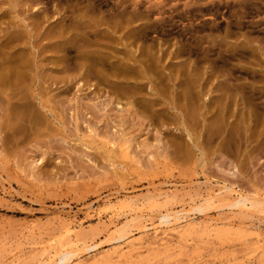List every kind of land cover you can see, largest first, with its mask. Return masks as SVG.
<instances>
[{
  "label": "rangeland",
  "instance_id": "1",
  "mask_svg": "<svg viewBox=\"0 0 264 264\" xmlns=\"http://www.w3.org/2000/svg\"><path fill=\"white\" fill-rule=\"evenodd\" d=\"M83 19L93 27L73 26ZM0 24L1 36L18 25L15 45L37 53L46 72L37 92L63 120L48 132L11 133L0 100V264H53L87 242L110 251L123 220L111 224L107 215L129 207L105 203L124 196L144 200L153 217L172 207L153 200L155 189H177L175 211L194 208L223 185L264 200V0H0ZM83 34H90L86 46L100 48L115 65L139 60L148 70L151 82L146 70L136 80L139 96L154 103L151 111H120L105 89L77 92L80 80L44 82L46 57ZM68 68L69 76L57 69L60 80L76 75ZM224 109L227 125L238 127L245 118V132L233 134L229 149L226 138L209 135ZM226 204L191 214L195 230L187 243L112 256V264H264V247L256 244L264 238V211L248 216ZM67 221L75 226L70 235ZM135 230L137 223L128 232ZM226 230L247 236H214Z\"/></svg>",
  "mask_w": 264,
  "mask_h": 264
},
{
  "label": "bare ground",
  "instance_id": "2",
  "mask_svg": "<svg viewBox=\"0 0 264 264\" xmlns=\"http://www.w3.org/2000/svg\"><path fill=\"white\" fill-rule=\"evenodd\" d=\"M11 8L14 9V6H11ZM1 26L2 24H0ZM73 26L76 29H90L93 27V24L91 21L83 19L82 21L76 20ZM20 32L19 26L15 24V26L11 27V31L2 36L0 35V100L6 101V128L11 133L20 131L48 132L55 124L61 127L63 120L59 119V114L55 113L56 108H53L50 100H43L44 95L42 96L37 92L38 85L42 81L41 71L45 72V68L43 65L42 68H39L37 53L19 50L20 48L15 45V42L21 37ZM23 32L25 34L28 33V26L25 23H23ZM79 36L81 37L80 42L77 38L67 41V43L62 42L58 46V50L63 51L61 54H52L46 57L45 65L50 66V70L47 72L44 82L55 85L56 82L64 81V86H67L71 85L74 80H80L76 87L77 92L82 93L84 88L92 91L98 88L100 92L105 89L113 96L109 100L116 102L120 111L123 110V106L127 107V110H136L137 113L151 111L154 103L148 98H144L145 95L140 94V97L137 93L139 88L136 80L137 74L141 76L145 75V70L148 72L140 64V61L135 60L134 63L119 62L118 65H115V62L111 61L100 48H91L85 45L87 40L85 37L90 36V34ZM67 53L74 55L66 59ZM68 67L76 70L75 78L69 79L68 77L66 81L60 80L61 78L57 75V69L64 70L67 76H69L70 69ZM136 68H140L141 71H137ZM149 77L150 79L147 83L151 82V74ZM89 83H92L91 87H87ZM66 89L69 92V89ZM148 90L150 91L151 89L149 88ZM185 92H187L184 93L185 99H191L188 94L189 92ZM94 113H96L95 108ZM225 115L226 110L224 109L219 115L221 117L218 120L219 126L208 127H211L209 129L210 137L215 135L218 139H222V141L226 138L227 142L224 144L229 149L235 145L233 134H238L239 136L240 133L245 132V118L241 115L239 118L240 125L233 127L226 124ZM185 130L187 131V129ZM190 135L188 134V138H191ZM114 147L119 148L118 145ZM107 150L113 152V149L110 150L108 148ZM104 153L107 154L109 152ZM122 153H124V150H122ZM152 196L155 201L171 202L172 207L153 217L144 210V200L141 201L124 196L115 202L107 201L105 207L108 208L115 206L129 207V210L124 214L119 212V215H114L110 212L107 215L111 224H113L114 219L117 223L120 222V218L123 220L115 232L119 233V237L110 240L117 246H114L107 252L103 250L101 244L92 245L89 242L83 243L81 250L62 253L53 264H80L83 257H89L92 260L91 264H102V261H104L103 264H112V256L120 259L124 256L132 257L141 251L148 252L154 249H161L165 252L170 251L177 248V244L186 240V237L195 230L194 219L191 217V214L204 213L211 208L214 202L218 203L227 200V204L225 205L227 209L238 211V213H245L248 216L257 212V209L261 212L264 211L260 206L264 205V200H259L255 196L239 194L225 185L218 186L216 190L207 191L202 196L203 199L200 204L190 210H186L181 206L180 211H175L173 206H176L177 203L174 200L178 197V191L175 188L163 193L159 189H155L152 192ZM228 199L232 201H228ZM57 220L59 221V219ZM135 223H137V230L135 232L130 231L129 233V226ZM64 224L66 225V234L70 235L71 232L75 231L73 221H67ZM228 227H233V224L229 223ZM213 233L216 238L220 239H226L231 236L235 240H240L247 236L243 235L240 231L229 232V230ZM187 242L188 240L185 241V243ZM256 244H261L264 247V238H258ZM254 260L255 256L249 258L248 262ZM16 262H18V259H13L9 264H16ZM38 264H46V262L42 261Z\"/></svg>",
  "mask_w": 264,
  "mask_h": 264
}]
</instances>
